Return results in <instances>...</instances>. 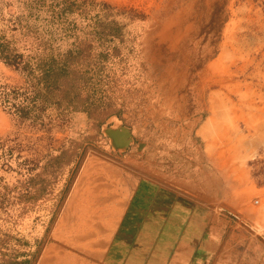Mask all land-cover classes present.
Wrapping results in <instances>:
<instances>
[{"label":"rangeland","instance_id":"1","mask_svg":"<svg viewBox=\"0 0 264 264\" xmlns=\"http://www.w3.org/2000/svg\"><path fill=\"white\" fill-rule=\"evenodd\" d=\"M0 32L72 77L0 103V264H197L209 238L202 264H264V0H0Z\"/></svg>","mask_w":264,"mask_h":264},{"label":"trees","instance_id":"2","mask_svg":"<svg viewBox=\"0 0 264 264\" xmlns=\"http://www.w3.org/2000/svg\"><path fill=\"white\" fill-rule=\"evenodd\" d=\"M0 61L14 67L27 80L28 87L10 86L0 82V103L19 118H28L40 102H71V71L66 59L26 57L13 49L0 32ZM5 144L0 142V152Z\"/></svg>","mask_w":264,"mask_h":264},{"label":"crops","instance_id":"3","mask_svg":"<svg viewBox=\"0 0 264 264\" xmlns=\"http://www.w3.org/2000/svg\"><path fill=\"white\" fill-rule=\"evenodd\" d=\"M197 246L200 250V255L197 257V264H202L203 261H210L211 259L215 261L225 259L226 249L211 238L201 243L197 241Z\"/></svg>","mask_w":264,"mask_h":264},{"label":"water","instance_id":"4","mask_svg":"<svg viewBox=\"0 0 264 264\" xmlns=\"http://www.w3.org/2000/svg\"><path fill=\"white\" fill-rule=\"evenodd\" d=\"M105 132L110 136L112 144L115 148L126 149L133 142V136L126 126H117L106 128Z\"/></svg>","mask_w":264,"mask_h":264},{"label":"bare ground","instance_id":"5","mask_svg":"<svg viewBox=\"0 0 264 264\" xmlns=\"http://www.w3.org/2000/svg\"><path fill=\"white\" fill-rule=\"evenodd\" d=\"M166 33H167V34H170L169 32H166ZM208 125H209V126H208L209 129H212V128L214 129V123H213V120H212V119L209 120ZM206 130H207V129H206ZM260 226H261V225L258 224L257 228H258V229H261ZM262 229H263V228H262Z\"/></svg>","mask_w":264,"mask_h":264},{"label":"built area","instance_id":"6","mask_svg":"<svg viewBox=\"0 0 264 264\" xmlns=\"http://www.w3.org/2000/svg\"><path fill=\"white\" fill-rule=\"evenodd\" d=\"M259 202H260V201H259L258 199L255 200V203H256V204H259ZM230 214L233 215V216L236 217V218H239V215H237V214H234V213H232V212H230Z\"/></svg>","mask_w":264,"mask_h":264}]
</instances>
